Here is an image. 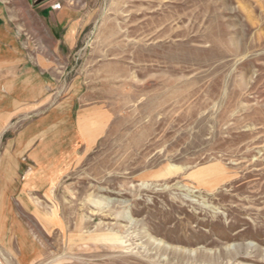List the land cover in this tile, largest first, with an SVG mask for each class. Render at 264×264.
I'll use <instances>...</instances> for the list:
<instances>
[{
  "label": "rangeland",
  "instance_id": "rangeland-1",
  "mask_svg": "<svg viewBox=\"0 0 264 264\" xmlns=\"http://www.w3.org/2000/svg\"><path fill=\"white\" fill-rule=\"evenodd\" d=\"M30 1L0 4L23 26ZM63 1L71 49L19 36L40 106L0 93L1 254L264 264V0Z\"/></svg>",
  "mask_w": 264,
  "mask_h": 264
},
{
  "label": "crops",
  "instance_id": "crops-1",
  "mask_svg": "<svg viewBox=\"0 0 264 264\" xmlns=\"http://www.w3.org/2000/svg\"><path fill=\"white\" fill-rule=\"evenodd\" d=\"M73 1L76 4L86 2ZM57 2L61 3L60 9L51 10L50 7ZM64 3L63 0H31L30 15L34 16V21L24 18L26 22L23 26L16 22L20 15L9 13L6 7L0 4V93L7 90L10 98L30 101L34 107L40 106L46 95L47 84L42 72L37 70L41 68L42 60L38 59L34 64H29L21 58L19 36L24 31L27 32L40 42L44 52H50L54 46L58 51L71 49L85 26L86 17L79 9L68 7ZM9 163L12 165L15 161H1L0 177L7 173V168L4 167ZM25 186L43 188L45 185H38L27 179Z\"/></svg>",
  "mask_w": 264,
  "mask_h": 264
},
{
  "label": "bare ground",
  "instance_id": "bare-ground-1",
  "mask_svg": "<svg viewBox=\"0 0 264 264\" xmlns=\"http://www.w3.org/2000/svg\"><path fill=\"white\" fill-rule=\"evenodd\" d=\"M42 211H37V214L40 215V216H43L44 214L41 213ZM45 216V215H44ZM45 218L47 219V217L45 216ZM51 219V218H50ZM0 225H1V222H0ZM18 238V237H17ZM22 238V237H21ZM21 238L19 237L18 239L21 240ZM1 241V239H0ZM0 258L2 259L3 261V264H11L9 259L7 257H4L2 254H1V250H0Z\"/></svg>",
  "mask_w": 264,
  "mask_h": 264
},
{
  "label": "built area",
  "instance_id": "built-area-1",
  "mask_svg": "<svg viewBox=\"0 0 264 264\" xmlns=\"http://www.w3.org/2000/svg\"><path fill=\"white\" fill-rule=\"evenodd\" d=\"M59 7H60L59 4L52 5V6H51V10H56V9H58Z\"/></svg>",
  "mask_w": 264,
  "mask_h": 264
}]
</instances>
